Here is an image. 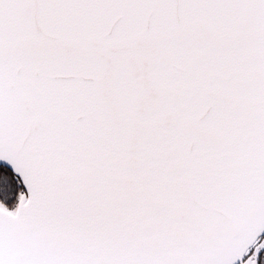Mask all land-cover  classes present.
I'll list each match as a JSON object with an SVG mask.
<instances>
[{"label":"snow or ice","instance_id":"snow-or-ice-1","mask_svg":"<svg viewBox=\"0 0 264 264\" xmlns=\"http://www.w3.org/2000/svg\"><path fill=\"white\" fill-rule=\"evenodd\" d=\"M0 264H264V0H0Z\"/></svg>","mask_w":264,"mask_h":264}]
</instances>
